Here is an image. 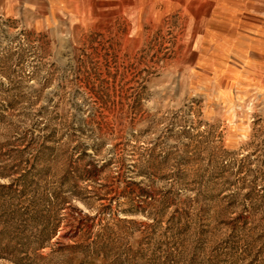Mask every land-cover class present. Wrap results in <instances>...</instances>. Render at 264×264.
<instances>
[{"label":"rangeland","instance_id":"obj_1","mask_svg":"<svg viewBox=\"0 0 264 264\" xmlns=\"http://www.w3.org/2000/svg\"><path fill=\"white\" fill-rule=\"evenodd\" d=\"M69 1L0 11V264H264V47L246 80L214 0Z\"/></svg>","mask_w":264,"mask_h":264},{"label":"crops","instance_id":"obj_2","mask_svg":"<svg viewBox=\"0 0 264 264\" xmlns=\"http://www.w3.org/2000/svg\"><path fill=\"white\" fill-rule=\"evenodd\" d=\"M216 7L221 5L224 24L229 30L237 33V47L241 48L236 59L249 66L245 79L252 77L258 58H262L264 47V0H214ZM220 1H223L222 3ZM69 0H0V11L14 13L15 11L50 10L52 15L61 8L69 7ZM235 44V43H234ZM232 45V43H231ZM236 45V44H235ZM252 70V71H251Z\"/></svg>","mask_w":264,"mask_h":264}]
</instances>
